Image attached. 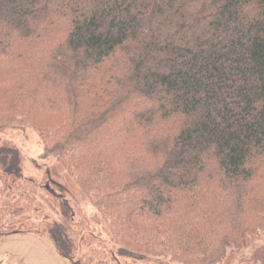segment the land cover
I'll return each instance as SVG.
<instances>
[{"label": "trees", "instance_id": "trees-1", "mask_svg": "<svg viewBox=\"0 0 264 264\" xmlns=\"http://www.w3.org/2000/svg\"><path fill=\"white\" fill-rule=\"evenodd\" d=\"M14 124L95 207L107 240L82 237L81 264H119L112 246L230 264L264 236V0H0V127ZM22 177L3 182L0 240L76 249L67 215L47 214L48 174ZM239 264H264V246Z\"/></svg>", "mask_w": 264, "mask_h": 264}, {"label": "rangeland", "instance_id": "rangeland-1", "mask_svg": "<svg viewBox=\"0 0 264 264\" xmlns=\"http://www.w3.org/2000/svg\"><path fill=\"white\" fill-rule=\"evenodd\" d=\"M7 141L10 142L9 146L5 144ZM41 150L39 136L34 129L15 124L0 127V164L5 166L10 162L13 164L11 167L0 170V196L3 182L8 179V175L41 179L48 174L49 183L54 187L59 203L56 208L48 210L47 214L56 217L58 221L63 220L64 215H67L72 223L71 231L76 235L74 238L77 239L78 247L60 249L50 238L14 234L0 240V264H81V258L90 260L89 249L79 244L82 237H90L91 247L98 240L102 242L107 240L102 225L95 220L96 210L93 204L68 188L70 179L64 167L54 158H40ZM78 207L82 209L83 215L78 212ZM102 246L104 245L98 244L96 251L108 256L106 249L101 248ZM261 246H264V236L255 238L235 256L230 264H239L241 261L248 260ZM111 248L115 251V258L119 264H126V261L129 262L128 264L139 263L132 259L125 260L120 256L117 246ZM73 250L74 257H70L69 254Z\"/></svg>", "mask_w": 264, "mask_h": 264}, {"label": "crops", "instance_id": "crops-1", "mask_svg": "<svg viewBox=\"0 0 264 264\" xmlns=\"http://www.w3.org/2000/svg\"><path fill=\"white\" fill-rule=\"evenodd\" d=\"M46 238V237H45ZM15 263H17V261H15Z\"/></svg>", "mask_w": 264, "mask_h": 264}]
</instances>
